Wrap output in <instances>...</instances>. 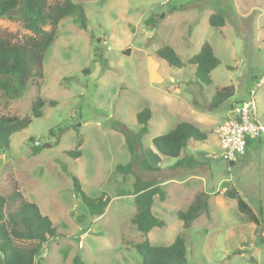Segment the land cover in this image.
<instances>
[{"label": "rangeland", "instance_id": "obj_1", "mask_svg": "<svg viewBox=\"0 0 264 264\" xmlns=\"http://www.w3.org/2000/svg\"><path fill=\"white\" fill-rule=\"evenodd\" d=\"M74 1L84 6L89 30L63 19L46 52L44 79L29 82L16 98L0 90V116L31 115L32 102L38 96L46 100L42 116L15 132L10 148L0 151V194L21 192L61 234L44 246L42 264H77L76 258L83 264H143L136 243L148 238L167 245L177 235L186 241L185 264H264V133L231 166L215 132L228 116V104L247 100L264 79V0ZM212 14H221L225 24H210ZM29 34L20 15L0 18V40L22 41ZM206 42L219 59L210 84L201 83L196 66L186 63ZM164 45L174 48L183 67L157 55ZM228 85L234 94L214 108L212 96ZM255 98L264 122V83ZM146 108L152 116L140 124L137 114ZM182 121L207 134L189 141L183 152L197 160L192 168L173 165L153 144ZM78 139L82 155L75 157L67 151ZM129 163L131 172L117 170ZM73 176L89 197L109 194L101 216L89 213ZM138 176L160 183L168 194L166 201L157 196L153 206L166 224L147 235L131 222ZM228 188L258 214V233L237 201L227 198ZM201 191L209 195V211L186 229L176 211Z\"/></svg>", "mask_w": 264, "mask_h": 264}, {"label": "trees", "instance_id": "obj_2", "mask_svg": "<svg viewBox=\"0 0 264 264\" xmlns=\"http://www.w3.org/2000/svg\"><path fill=\"white\" fill-rule=\"evenodd\" d=\"M20 15L30 34L22 41L7 42L0 40V90L11 98L21 95L29 82L44 79V59L47 50L56 39L60 22L70 17L81 29L89 30L88 19L84 6L74 0H0V18ZM213 26H223L225 19L221 14H212L209 18ZM49 24L51 29H46ZM157 55L165 59L170 66L183 67V62L177 52L170 45H164L157 51ZM196 66V77L201 83L210 84L211 71L219 65L212 46L206 42L199 53L186 62ZM87 71V70H85ZM233 85L224 86L216 90L212 96L211 105L217 108L234 94ZM50 101L51 104H53ZM46 100L38 96L32 102L31 115L0 116V151L10 148L11 136L28 127L33 118L42 116V107ZM152 116L150 109L146 108L137 114L138 122L146 124ZM146 127V126H145ZM145 130L146 128L143 127ZM195 124L182 121L167 133L153 139L155 148L163 155L177 159L176 166L195 167L197 160L191 156H184L189 141H201L206 138ZM252 139L248 140V145ZM82 139H78L75 149L67 151L68 154L80 157ZM36 146V145H35ZM131 151L134 150L131 148ZM38 152V150H35ZM145 168L154 169L147 161L142 160ZM230 163H235L232 161ZM133 164H119L117 170L131 172ZM75 187L79 190L82 201L87 205L92 216H101L111 201L109 194L104 193L98 198L89 197L83 190L77 177L73 176ZM134 202L136 210L131 222L137 230L147 235L154 227H162L166 223L155 215L153 206L157 196L165 201L167 193L157 182L137 177L133 183ZM227 198L237 201L238 210L249 220L257 224L256 232L261 229L260 219L254 209L238 194L237 191L227 189ZM19 203L17 208L10 207ZM209 211V195L205 191L196 193L191 202L184 208L176 211V216L188 229L203 212ZM259 213H262L260 208ZM52 219L43 215L39 207L26 199L19 191L6 196L0 194V264H42V254L45 245L50 240L59 237ZM19 241L29 242L20 246ZM264 243V236H260ZM136 251L142 258L143 264H185L187 262V246L185 238L177 235L173 242L167 245H155L146 238L135 245ZM75 262L83 264L78 258Z\"/></svg>", "mask_w": 264, "mask_h": 264}, {"label": "built area", "instance_id": "obj_3", "mask_svg": "<svg viewBox=\"0 0 264 264\" xmlns=\"http://www.w3.org/2000/svg\"><path fill=\"white\" fill-rule=\"evenodd\" d=\"M263 83L264 79H261L257 88ZM257 88L252 90L247 100L233 104L228 110V116L217 126L221 156L229 163L246 153L249 139L264 133V122L257 116ZM34 145H40L39 141H35Z\"/></svg>", "mask_w": 264, "mask_h": 264}, {"label": "crops", "instance_id": "obj_4", "mask_svg": "<svg viewBox=\"0 0 264 264\" xmlns=\"http://www.w3.org/2000/svg\"><path fill=\"white\" fill-rule=\"evenodd\" d=\"M230 103H231V102H230ZM230 103H229L228 106H227V113H228L229 108H230L233 104H235V103H231V104H230ZM198 124H199V123H198ZM200 124H201V123H200ZM195 125L197 126V124H195ZM216 129H217V127L215 128V132H216ZM216 133H217V132H216ZM252 139H253V138H252ZM189 143H190V142H189ZM188 145H189V144H188ZM249 145H250V144H249ZM249 145H248V146H249ZM247 149H248V147H247ZM246 153H247V151H246ZM246 153H245V154H246ZM245 154H244V155H245ZM172 159H173V158H172ZM174 160H175V162L173 163V165H175L177 159H174ZM236 161H237V160H236ZM236 161H235V163H236ZM228 163H229V162H228ZM235 163H233V164H232V163H229V164H230L231 166H233V165H235ZM192 176H196V175H192ZM192 176H190V177H192ZM169 180H170V179H168L167 181H169ZM163 183H164V182H163ZM158 184H160V183H158ZM166 184H167V183H164L163 186L166 185ZM160 185H161V184H160ZM161 186H162V185H161ZM166 193H167V191H166ZM167 198H168V194H167L166 199H167ZM166 199H165V201H166Z\"/></svg>", "mask_w": 264, "mask_h": 264}, {"label": "water", "instance_id": "obj_5", "mask_svg": "<svg viewBox=\"0 0 264 264\" xmlns=\"http://www.w3.org/2000/svg\"><path fill=\"white\" fill-rule=\"evenodd\" d=\"M45 146H48V144H46ZM78 220L81 222V221H82V217L79 216V217H78Z\"/></svg>", "mask_w": 264, "mask_h": 264}]
</instances>
